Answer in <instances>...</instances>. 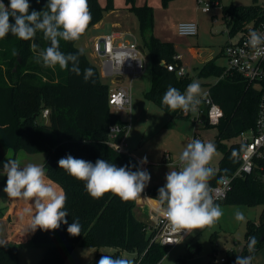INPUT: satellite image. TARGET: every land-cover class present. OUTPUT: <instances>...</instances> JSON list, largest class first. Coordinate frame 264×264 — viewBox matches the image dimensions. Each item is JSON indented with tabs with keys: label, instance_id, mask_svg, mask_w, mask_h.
I'll return each mask as SVG.
<instances>
[{
	"label": "trees",
	"instance_id": "trees-1",
	"mask_svg": "<svg viewBox=\"0 0 264 264\" xmlns=\"http://www.w3.org/2000/svg\"><path fill=\"white\" fill-rule=\"evenodd\" d=\"M171 0H162L168 5ZM7 5L8 0H4ZM33 9L42 11L47 0H29ZM92 21L86 32L104 16V13L116 8L114 0H88ZM126 6L133 10L139 20L140 35L149 49L152 69V86L145 97L156 103L172 117L189 118L182 110L170 112L162 104V97L171 85L181 93L190 84L188 76H179L175 70H169L161 63L178 64L173 42L163 41L153 32L154 10L144 4L136 5L134 0H125ZM47 10V9H45ZM223 15L231 32L236 33L247 21L259 22L264 19V3H253L237 7L223 6ZM227 16H231L228 19ZM85 32V33H86ZM80 37V39L85 35ZM78 41V40H77ZM77 41L60 40V51L77 53ZM37 44L34 51L31 45ZM50 46V41L38 31L33 40H22L11 34L0 39V161L9 150H24L28 153L44 152V169L52 185L62 189L67 200L65 211L68 224L61 223L55 230L30 229L34 209L30 201L24 227L11 229L17 239L14 243H0V264H18L20 243L31 233V242L42 248L43 255L37 263L64 264L76 246L113 247L129 250L142 256L139 264H159L169 246L155 241L156 230L153 222L139 214L137 200L123 201L112 192L101 198H93L85 190V182L70 176L59 168V159L71 155L74 158L90 161L105 159L117 167L129 166L131 171L140 168L138 160L129 152H119L109 143V130L112 125H125L120 114L113 111L109 104L110 84L102 81L99 66L85 53L79 56L81 71L92 68L94 76L85 82L83 75L77 76L69 70L44 67L37 62L40 51ZM16 50L19 55H13ZM71 64H69V68ZM223 67L214 60L207 61L200 74L221 76ZM94 81V82H93ZM213 100L223 110V117L216 125L205 122L204 126H215L217 134L211 142L216 150L222 151L215 176L210 179V187L217 185L224 174H233L239 166V156L245 145L237 140L238 136L255 127L260 91L239 75H225L208 89ZM49 110L48 116L43 111ZM122 130L114 139L118 142L126 134ZM264 158L256 159L251 174L236 177L232 188L221 202L235 204L260 203L263 205L258 221L247 222L244 244L240 249L232 248L226 252V260L218 264H230L237 256H255L264 246ZM7 177L0 179V191ZM148 193L157 198L158 188H148ZM79 220L81 233L72 236L67 227L73 220ZM255 236V251L249 253L247 244ZM136 259V258H135ZM133 260V264L134 261ZM137 260V259H136ZM215 264V263H210Z\"/></svg>",
	"mask_w": 264,
	"mask_h": 264
},
{
	"label": "clouds",
	"instance_id": "clouds-1",
	"mask_svg": "<svg viewBox=\"0 0 264 264\" xmlns=\"http://www.w3.org/2000/svg\"><path fill=\"white\" fill-rule=\"evenodd\" d=\"M29 9V0H8L7 5L0 0V39L11 34L22 40H33L38 31L43 32L50 46L39 52L38 63L42 62L44 67L51 69L59 65L62 70L83 75L86 83L92 80L93 69L89 67L81 71L79 67L83 49L75 54L60 51V40H79L91 23L88 0H47L42 11L33 9L29 12ZM188 31L194 32V27H189ZM248 44L257 53L264 52V35L251 31ZM31 47L35 51L38 46L33 43ZM13 55L19 53L13 50ZM203 95L197 81L190 83L184 93L169 85L162 104L170 112L179 109L187 114L198 109ZM215 152L213 143L193 139L179 156L178 170L169 171L166 183L158 189V197L154 200L163 208L173 233L182 230L191 233L195 229L211 226L223 215L209 185L216 174V170L209 166ZM140 163L146 164L147 157L142 158ZM58 166L75 179L85 182V190L93 198L112 192L123 201L136 200L151 179L146 170L137 167L136 171H131L129 166L117 167L105 159H97L93 164L67 155L59 159ZM2 174L7 177L3 191L9 198L32 201L34 214L30 229L33 232L37 228L48 231L58 229L61 223L68 224V212L64 210L66 194L46 179L43 165L30 163L21 167L17 160L8 159L3 164ZM235 217L239 221L245 219L240 211L235 213ZM67 232L72 236L80 235L78 219L68 225ZM256 244V237H250L247 244L249 253L255 251ZM97 264H133V261L123 256L102 255ZM235 264H252V256H237Z\"/></svg>",
	"mask_w": 264,
	"mask_h": 264
},
{
	"label": "rangeland",
	"instance_id": "rangeland-1",
	"mask_svg": "<svg viewBox=\"0 0 264 264\" xmlns=\"http://www.w3.org/2000/svg\"><path fill=\"white\" fill-rule=\"evenodd\" d=\"M134 1L136 5L148 4L153 7V32L156 37L158 36L163 41L169 42H174V39H178L171 27V22L181 17V11L174 6L170 7L168 10L167 5H164L162 0ZM263 1L264 0H259V2ZM105 2L106 0H101L103 5ZM114 2L116 6L115 9L118 11H113L112 21H119L122 24L120 28L114 29L126 31V33H128L126 37L136 40L144 51L146 58L145 71L136 76L132 83L130 126L127 132L125 150L132 154L138 153L142 157H147L148 169L146 171L149 170L150 180H158L161 183H166V174L171 170H178L179 156L186 145L194 138V122L190 118H172L170 114L161 109L156 103L147 98H141V96H139L141 101H138L140 110L137 109L138 112L134 110L135 103L137 102L135 92H141V90L145 89L152 79L151 57L149 49L140 35L139 20L135 12L126 6L125 0H114ZM116 13H118L119 17L115 15ZM214 13H216L215 16ZM205 16L209 23H207V26H204L203 29L200 26L199 30L208 32L209 36L207 40L199 42L198 45L213 49L217 62L228 67V60L221 53L222 46L225 41L228 40L223 13L218 9H213ZM104 28L105 29L101 28V30L96 32L94 31L95 33H93V30L87 31L85 35L77 41V46L83 48L87 56L97 66L99 64V59L94 54L93 49L96 35L109 34L114 30L110 23H105ZM201 34L203 33L201 32ZM198 66L200 67L201 65L198 64ZM191 74L193 79L197 78V73L194 72V69ZM124 77L126 81L131 80V76L127 74ZM101 78L103 82L112 85L110 78H105L103 76ZM207 79L209 81L215 80L213 77L200 78V80L204 82ZM200 86L204 94L207 90V86L205 84ZM197 126L196 135H198L199 140L205 143H211L217 134V128L215 126L205 127L204 124H198ZM169 156L170 159L165 160V158ZM221 157L222 151L217 149L209 165L215 170L218 169ZM8 159L17 160L21 167L30 163L44 166L46 153H28L24 150H9L0 161V179L5 176L2 174L3 164ZM49 182L52 184L51 181ZM5 186L6 184L0 191V243H14V231L10 229V221L21 220L23 223L22 227H24L25 215L27 214L29 206L24 199L9 198L3 191ZM216 203L220 205L223 215L213 225L195 229L179 243L169 247L159 264H210L214 263L215 254H217L216 259L218 260L220 257H226V252L229 249H240L242 247L245 239L247 222L249 220H259L263 205L260 203L235 204L221 201H216ZM237 211L244 214L245 219L243 221L236 219L235 213ZM149 221L153 222L152 219H149ZM20 244L18 264L37 263L41 259L43 251L41 247L31 242L30 235H28L26 242ZM108 248L113 249V247L108 246L100 248H78L71 256H68L64 264H97L100 259L98 258L100 256L99 253L107 251ZM111 255L114 257L123 256L132 261L136 258L137 260L135 259L134 264H139L142 258V256H138L136 252L134 253L126 249L119 250L116 248ZM252 260V264H264V246L258 250ZM230 264H235V262Z\"/></svg>",
	"mask_w": 264,
	"mask_h": 264
},
{
	"label": "built area",
	"instance_id": "built-area-1",
	"mask_svg": "<svg viewBox=\"0 0 264 264\" xmlns=\"http://www.w3.org/2000/svg\"><path fill=\"white\" fill-rule=\"evenodd\" d=\"M197 2L204 12L221 6V0H197ZM189 27H194V32L188 31ZM177 31L180 35L195 36L198 34L199 25L195 21H180L177 24ZM251 31H257L264 35V19L259 22L247 21L245 26L238 30L236 38H231L224 46L228 67H225L223 74L219 78L221 79L225 75H239L247 82L258 87L260 100L255 127L242 132L238 136L240 143L245 145L239 156V166L233 174L222 175L220 182L211 187L215 200L225 198L232 188L234 179L251 174L255 169L256 159L264 158V52L257 53L248 44ZM93 49L94 54L99 59L98 66L103 77L115 80L117 76L122 77L126 74L131 76L129 84L111 88L109 92V104L113 111L120 114L126 123L124 126L115 124L110 127L108 143L115 150L125 152V135L118 142H115L114 139L122 130L129 129L132 82L136 76L142 74L146 69L145 53L136 40L129 39L125 35H115L113 33L104 34L96 38ZM180 57V55H176L174 59L178 60ZM165 65L169 70H175L179 76L186 74V68L181 64L165 63ZM48 113L49 110L45 109L43 116H48ZM223 114L222 108L213 100L210 91L207 90L198 109L194 112L190 111L186 115L195 124L207 122L216 125L220 122ZM143 194L148 196L147 189H144ZM152 221L153 228L156 230L153 239L163 245L172 247L177 244L173 241L180 242L190 234L185 230L180 233H173L171 231L172 225L168 222L163 210L160 214L154 215ZM216 258L217 254H215V264L223 263L226 260V257H220L218 260Z\"/></svg>",
	"mask_w": 264,
	"mask_h": 264
},
{
	"label": "crops",
	"instance_id": "crops-1",
	"mask_svg": "<svg viewBox=\"0 0 264 264\" xmlns=\"http://www.w3.org/2000/svg\"><path fill=\"white\" fill-rule=\"evenodd\" d=\"M253 3L263 4L264 1L263 2H259V0H221V6L220 7H216V8H212V10L213 9H218V10L222 11V13H223V10H222L223 6L237 7V6H240V5H249V4H253ZM173 6L176 9H178L179 11H181V14H182L181 17L178 20L171 22V27L174 30L176 36L178 37V39H174V42H173L174 45H175V49H176V54L174 55V57L176 55H180L181 56L180 59H178L176 61H179L178 64H181V65L185 66V68H186V74L185 75L190 78V80H191L190 83H192L193 81H197V82H199L200 85L205 84L207 86V90H208L210 84L217 83L220 80V78H219V76H216V75H209V76L201 75L200 74L201 67L207 61H210V60H214V62H215V64L217 66H221L223 68H225L226 66L223 65V64H219L217 62V60H216V58L214 56L215 52L213 51V49L206 48V46L201 47L200 45H198L199 42H202V41L208 39L207 38L209 36L208 32H206L204 30H202V31L199 30L198 34L195 35V36L180 35L178 33V31H177V24L180 21H195V22L198 23L199 29H200V26L203 29V27L207 26V23H209L208 20H207V17L205 15H207L212 10L208 11V12H204L200 8L197 0H171L168 3V5H167L168 10L170 9V7H173ZM115 10H117V9H113L112 11L105 12L103 18L98 23L93 25L88 31H92L93 30V33H95L96 31L101 30V28L105 29L104 28L105 27V23H110V25H111V27L113 29L114 28H120L122 26L121 22H119V21H114L113 22L112 21V18H113L112 14H113V11H115ZM115 15H117L119 17L118 13H116ZM215 15H216V13H214V16ZM223 17H224V15H223ZM227 17H228V19H231V16H227ZM106 21H108V22H106ZM226 28H227L226 32H227V35H228V40H226L224 45L222 46L221 53L227 59V57L224 54V46L230 41L231 38L232 39L236 38L238 31L236 33H232L231 32V27L227 26V24H226ZM201 32L203 34H201ZM111 33H113L115 35H125V36H127V34H128V33H126V31H120V30H115V29L112 30ZM111 33H109V34H111ZM102 35H104V34L96 35V38H98L99 36H102ZM158 38H160V37H158ZM163 62H165V61L163 60L162 63ZM198 64H200L201 66L199 67ZM164 66H166V65H164ZM193 69H194V72L197 73V78L196 79H193L192 74H191ZM212 77L215 79L214 81H209L207 79L204 82V81L200 80V78H212ZM111 82H112V85H110V87L114 88V87H117L119 85H127V84L130 83V80L126 81L125 77L122 76V78H120V77L117 78V79L115 78V80L111 79ZM149 82L150 83L147 84V87H145V89L141 90V92H135V97H137V102L135 103L134 110H136V111H137V109L140 110V106H139V102L138 101H141V99H140L139 96H141V98H146L145 97V92L148 91L149 90L148 88H151V86H152V79ZM131 94H132V87H131ZM184 115H186V114H184ZM172 118H174V117H172ZM197 125L198 124L194 123L195 131H194V138L193 139H199L198 135H196V130L198 129ZM127 132H128V130H127ZM127 132L125 134L124 149H125L126 144H127L126 143L127 142L126 141L127 140ZM193 139H191V141ZM125 152H127V151L125 150ZM129 154H131L133 157H135L138 160L141 170H147L148 169V163H146V164H141L140 163L142 158H144V157H142L138 153L132 154V153L129 152ZM168 159H170V156L165 158V160H168ZM147 172L149 173V170ZM47 179L49 181H51L48 177H47ZM164 184L165 183H161L158 180H150L149 183L146 185V187L144 189L148 190V188H150V187H156V188L159 189L160 187L164 186ZM154 199H155V197L151 196L149 193H148V196H145L143 194V192L141 193V196L136 199L137 203L139 205V209H138L139 210V214L141 215L142 218L147 219L148 221H149V219L151 220L154 215L160 214L162 212V210H163V208L161 206L157 205V203H156V201ZM27 204L29 206L30 202L27 201ZM25 218H26V215H25ZM22 224L23 223H22L21 220L10 221V229H15L17 227L20 228L22 226ZM29 235L31 236V233ZM27 238H28V236L24 239V242H26ZM14 241H17V239H14ZM243 244H244V241H243ZM81 247H84V246H76L69 256H71L75 251H77L78 248L81 249ZM114 251H115V248H113V249L112 248H108L107 251H102L101 253H99L100 256L98 258H101L102 255H109V254L111 255V253L114 252Z\"/></svg>",
	"mask_w": 264,
	"mask_h": 264
},
{
	"label": "water",
	"instance_id": "water-1",
	"mask_svg": "<svg viewBox=\"0 0 264 264\" xmlns=\"http://www.w3.org/2000/svg\"><path fill=\"white\" fill-rule=\"evenodd\" d=\"M162 65L164 66V65H165V63L163 62V63H162ZM119 77H120V78H122L121 76H117V77H116V79H117V78H119Z\"/></svg>",
	"mask_w": 264,
	"mask_h": 264
}]
</instances>
